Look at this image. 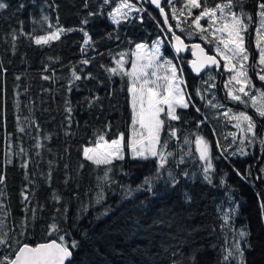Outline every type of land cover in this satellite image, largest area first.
I'll list each match as a JSON object with an SVG mask.
<instances>
[{
  "label": "trees",
  "instance_id": "trees-1",
  "mask_svg": "<svg viewBox=\"0 0 264 264\" xmlns=\"http://www.w3.org/2000/svg\"><path fill=\"white\" fill-rule=\"evenodd\" d=\"M4 2L10 5L6 12L0 13V177L3 178L0 219L4 222V230L10 231L13 239L35 245L55 238V234L47 235L48 226L55 217L71 238L81 241L73 264H173L174 261L176 264H239L238 259H224L233 233L222 227L221 213L234 209L232 229H245L250 233L248 239L252 247L245 249V264H264V218L259 208L262 195H258L264 194V173L260 171L264 168V149L258 142L251 146L245 143L243 147L248 155L240 154L239 141L244 134L233 126L234 121L222 115L232 109L246 111L255 117L251 107L245 108L227 97L225 84L231 74L224 70L221 74L208 71L214 79L206 83L205 73L201 76L191 73L190 54L180 58L187 93L201 112L197 113L191 106L178 110L187 122H172L178 128L180 139H169L167 150L176 153V159L184 156L185 163L179 167L172 158H169L170 164L174 172L179 174L184 170L189 177L180 175V183L175 188L166 186L161 180L155 187V194L138 192L131 199L123 200L122 186L135 187L141 183L146 175L153 173L155 163L152 160L117 161L112 173L115 183L103 188L104 199L96 203V193L101 190L96 184L100 170L83 161L82 148L90 146L97 132H106L107 139L123 132L127 139L131 130L127 90L130 81L117 67L120 54L126 53L123 61L127 67L123 69L128 71L136 44L152 46L157 39H162L165 53L178 63L166 41L171 38L160 15L147 0H130L137 7L142 5L145 11L131 13L133 18L119 25L113 24L108 16L119 0H111L109 5H104L103 0H87V8L85 0ZM20 3H24L25 8L17 11ZM253 4L254 0H244L247 11H253ZM174 6L181 8L182 0H174ZM164 7L176 33L187 43L201 42L209 53L216 55L214 41L209 43L201 39L200 33L187 23L181 25L185 31L176 28L177 21L171 19L167 0ZM89 11L102 14L88 17L89 23L84 25L81 21ZM44 16L49 18L47 23L42 22ZM20 21H23L24 32L33 39L19 35ZM48 23L54 28H83L95 43L88 47L86 55L82 53L83 32L77 30L62 35L51 46H37L34 37L52 31ZM13 29L18 33L15 49L9 34ZM108 34L112 35L111 39ZM246 45L255 56L254 32L246 35ZM85 58H90L88 65L80 63ZM111 68H117V73L105 70ZM73 69L78 72L82 69V75L91 73L93 79L82 78L72 83ZM249 75L257 88H264L255 71L250 70ZM44 76L51 79L45 80ZM70 84L72 91L68 90ZM197 90L205 99L196 94ZM93 96L99 99L89 108L85 98ZM213 96L214 102L224 107H209L208 100ZM69 102L73 109L71 127L66 111ZM256 119L257 131L262 132L264 120ZM198 120L204 121L199 127ZM108 123L110 130L105 129ZM229 133H236L235 143ZM196 134L208 140L212 148V184L203 180V162L196 152ZM185 137L191 143L184 144ZM163 139H168L166 133L162 134ZM217 142L222 146L220 149L216 147ZM38 143L43 147L37 148ZM223 147L228 150L221 155ZM25 163L27 167L22 166ZM80 163H84L85 168L77 175ZM65 164L69 165L67 169ZM237 170L251 175L242 180ZM49 171L52 173L50 184L46 180ZM68 176L71 179L65 184ZM53 192L61 197L59 203L53 200ZM185 193L192 196L190 203L186 202ZM105 208L111 209L109 214L100 215ZM65 209L66 216L63 215ZM22 223L26 228H21ZM22 230L26 236L20 235ZM7 253V248H0V256Z\"/></svg>",
  "mask_w": 264,
  "mask_h": 264
},
{
  "label": "snow or ice",
  "instance_id": "snow-or-ice-1",
  "mask_svg": "<svg viewBox=\"0 0 264 264\" xmlns=\"http://www.w3.org/2000/svg\"><path fill=\"white\" fill-rule=\"evenodd\" d=\"M147 2L159 9V13L163 17V23L167 25V31L172 33L171 39L174 41L172 47L175 53L179 54L185 51L188 45L173 31V25L169 23V16L165 11V7L162 6V0H147ZM110 3L111 0H103L104 5H109ZM167 3L171 7V19L177 21L176 28L185 31L181 25L187 23L190 28L200 33L201 39L209 43L212 41L216 42L215 56L208 55L199 44L191 46L192 54L197 57L190 62L192 71L197 75L204 72L208 78L205 81L207 83L212 81L214 77L210 72H205V70L215 67L219 71L221 67L220 61L222 60L224 71L231 74L227 84H225V88L228 89L227 97L245 108L251 107L255 112V117L246 111L234 112L232 109L222 113V115L234 121L233 126L244 134L243 139L239 141L241 145L240 154L248 155L243 147L245 143L251 146L258 142L260 147L264 149V132L257 131L258 122L256 119L258 117L260 120H264V88H257L253 83V78L249 75L250 70L255 71L256 78L264 84V0H254L253 11L251 12L245 9L244 0H182L183 6L179 9L174 6V0H167ZM9 7L8 3L0 0V13L6 12ZM84 7H88L87 0H85ZM24 8L25 4L20 3L17 11H22ZM144 11L145 9L142 5L137 7L130 0H119V3L108 13V16L113 24L119 25L133 18L131 13H142ZM101 14L100 11H89L81 23L87 25L89 23L88 17ZM135 18L141 19L140 17ZM48 20L49 18L44 16L42 22L47 23ZM201 21H205V23L202 24ZM33 22L37 23V21ZM141 22H143L142 19ZM58 24L59 21L57 20ZM20 25L19 35H28L29 39H33L29 33L24 32L23 21H20ZM48 28L52 29V31L45 35L34 37V43L37 46H51V43L59 41L62 35L77 30L83 32L84 47L81 48L82 53L86 55L88 47L95 43L89 32L83 28L65 29L59 26L54 28L51 23H48ZM250 28L255 33L257 53L255 56L246 45V35L249 33ZM161 30L163 31V29ZM9 34L13 40V49H15L14 42L18 36L17 30L13 29ZM108 38L111 39L112 35L108 34ZM125 55L126 53L120 54L121 60L117 61V67L130 81L127 89L131 98L130 135L126 139L125 134L119 132L115 138L107 139L106 132H97L95 133V138L90 142V146L82 148L83 161H87L96 170H100L96 177V184L101 190L96 193V203H101L104 199L103 188L106 185L115 183L112 173L117 167V161L123 162L126 159L133 161L152 160L155 163L153 173L146 175L141 183L135 187L131 184L122 186L121 198L123 200L131 199L138 192L155 194V187L161 180H164L166 186L175 188L180 183V175L185 178L189 177L187 171L181 170L179 174L174 172L170 164L169 158H172L176 167H179V165L185 163L184 156L180 155L179 159H176L177 154L167 150L169 139L175 138L177 141L180 139L177 135L178 128L172 122H180L182 120L187 122L183 114L178 110H186L191 106L197 113L201 112V108L192 102V97L185 90L186 84L182 78L183 69H178L171 60L163 58L159 39L151 47L144 43L135 45V51L132 53L135 59L132 61L131 71H124L123 69V57ZM250 60L253 63L249 64ZM80 63L88 65L90 58L82 59ZM105 70L112 74L117 73V68ZM45 71H47V68H45ZM82 73V69L80 72L73 69L71 71L72 83L81 81L82 78L93 79L91 73L83 75ZM17 78L19 79V77ZM43 79L49 80L51 77L44 76ZM230 85L232 87H229ZM209 87H215V85L209 84ZM68 90L72 91L71 84ZM196 94L201 96V99H205L199 90H197ZM98 99V96L86 97L85 101L88 103V107L92 108ZM214 101L215 96L208 100V106L214 109L224 107L223 104ZM66 111L68 113L69 127H71L73 109L70 106V102ZM203 122L198 120L197 127ZM105 129L110 130L111 124H106ZM164 133L167 134L168 139L162 140V134ZM229 135H231L232 141L235 143L237 140L236 133H229ZM183 143L189 144L191 141L185 137ZM195 145L196 152L199 154V161L203 162V180L208 184H212L214 166L211 145L208 140L199 134L195 135ZM36 147L40 148L43 145L38 143ZM216 147L220 149L222 146L217 142ZM227 150V147H223L221 155ZM21 151L23 152V149ZM22 166L27 167V164L25 163ZM64 167L67 169L69 165L65 164ZM120 167L121 171H123L122 165ZM84 168V163L78 164L76 168L77 175ZM260 171L264 173V168L260 169ZM236 174L242 180L248 179V176L251 175L250 172L248 175H244L238 170ZM165 175L166 179H164ZM51 178L52 173L49 171L46 176L49 184ZM260 178L262 177H257V179ZM70 179L71 176L66 177L64 183L67 184ZM220 182L222 185L224 184L223 178H221ZM0 183H3L2 177H0ZM258 195H262L259 208L262 218H264V194ZM52 197L57 203L61 201V197L55 192H53ZM24 199L27 200V196ZM185 200L190 203L192 196L185 193ZM60 211V209H57V212ZM66 211L65 209L64 216H66ZM110 211L111 209L105 208L100 215L107 216ZM234 211V209H230L228 212L221 213L222 227L228 228L233 233L232 242L226 249L224 259L226 261L230 258L238 259L239 264H245V249L252 247L248 239L250 233L245 229H232L231 219ZM32 218L33 220L35 219L34 211ZM48 227L47 235L52 236L55 234V238L31 245L19 239H13L10 231L4 230V222L0 219V248L8 249L7 254L0 256V264H73L74 253L79 249L81 241L71 238V234L67 229L61 228L55 217H53V222ZM21 228H26V224L22 223ZM20 235L26 236L25 231L22 230ZM173 264H176V262L174 261Z\"/></svg>",
  "mask_w": 264,
  "mask_h": 264
},
{
  "label": "water",
  "instance_id": "water-1",
  "mask_svg": "<svg viewBox=\"0 0 264 264\" xmlns=\"http://www.w3.org/2000/svg\"><path fill=\"white\" fill-rule=\"evenodd\" d=\"M164 2H165V0H162V6H164ZM149 5H150V7L153 9V11H155L157 14L160 15V13H159V9L155 8V6L152 5L150 2H149ZM165 11H166V9H165ZM166 13H167V11H166ZM167 14H168V13H167ZM160 17H161V19H162V21H163V17H162L161 15H160ZM169 23H170V20H169ZM165 28H166V31H167V25H165ZM173 31L175 32L174 28H173ZM167 33L169 34V36H170V38H171V37H172V33L168 32V31H167ZM175 33H176V32H175ZM176 35H179V34L176 33ZM179 36H180V35H179ZM180 37H181V39L184 41V43H185L186 45H188V48H187L185 51H183V52L177 54V53H175V51H174V49H173V47H172V50H173L174 54H175L177 57L185 58V57L190 53V55H191V61H192V60H195L197 57L194 56V55L192 54V48H191V46H192L193 44H199V45L205 50V52H206L208 55H213V56H215L214 54L209 53V51L207 50V48H206L201 42L187 43V42L185 41V39H184L182 36H180ZM173 43H174V41L171 39V44L173 45ZM220 64H221V67H220L219 71H217V70L215 69V67H213L212 69H206L205 72L216 70L219 74H221V73H222V70H223V62H222V60L220 61ZM189 69H190L191 73H192L193 75H195V76H201L202 74H204V72H202L200 75H197L195 72H193V71H192V68H191V64H189Z\"/></svg>",
  "mask_w": 264,
  "mask_h": 264
},
{
  "label": "rangeland",
  "instance_id": "rangeland-1",
  "mask_svg": "<svg viewBox=\"0 0 264 264\" xmlns=\"http://www.w3.org/2000/svg\"><path fill=\"white\" fill-rule=\"evenodd\" d=\"M201 23L202 24H204L202 21H201ZM249 31H252V32H254L253 30H252V28H250L249 29ZM254 36H255V33H254ZM160 41H161V52H162V54H163V58H166V59H169V60H171L172 61V63L174 64V65H176L177 66V68L178 69H183L182 67H181V63H180V60H178L179 62L177 63L171 56H169V55H167L166 53H165V51H164V47H165V43L163 42V40L162 39H159ZM166 41H168V43H169V47L171 48V50H172V44H171V41H169V40H166ZM215 42V41H214ZM216 43V42H215ZM147 46H149V47H151L150 45H147ZM135 59V57H133V59L131 60V62L129 63V65H130V67L128 68V71H131V66H132V61ZM126 64V62H125V60H124V69H126V67H127V64ZM182 78H183V80L185 81V84L187 83L186 82V79H185V76H184V72L182 73ZM227 83V82H226ZM229 87H232L231 85L229 86ZM186 92H187V85H186ZM131 99V98H130ZM131 131V130H130ZM129 135H130V133H129Z\"/></svg>",
  "mask_w": 264,
  "mask_h": 264
},
{
  "label": "flooded vegetation",
  "instance_id": "flooded-vegetation-1",
  "mask_svg": "<svg viewBox=\"0 0 264 264\" xmlns=\"http://www.w3.org/2000/svg\"><path fill=\"white\" fill-rule=\"evenodd\" d=\"M187 56H188V55H187ZM187 56H186V57H187ZM190 56H191V55H190ZM190 61H191V60H190ZM261 131H262V132H264V128H262V130H261Z\"/></svg>",
  "mask_w": 264,
  "mask_h": 264
}]
</instances>
